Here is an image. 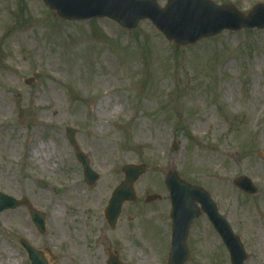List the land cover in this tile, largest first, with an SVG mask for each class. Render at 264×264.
Segmentation results:
<instances>
[{
  "label": "rangeland",
  "instance_id": "1",
  "mask_svg": "<svg viewBox=\"0 0 264 264\" xmlns=\"http://www.w3.org/2000/svg\"><path fill=\"white\" fill-rule=\"evenodd\" d=\"M213 1L244 13L264 3ZM101 76L115 89L94 84ZM1 96L9 111L0 114V191L45 212L47 232L35 229L26 207L2 212L0 264H31L21 237L50 264H107L109 249L122 264H168L172 170L210 192L245 245V264H264V29L180 46L149 20L129 30L106 17L65 20L41 0H0ZM68 126L99 174L94 185ZM129 163L147 169L135 183L138 199L110 228L104 208ZM241 175L257 194L233 184ZM150 194L161 198L146 202ZM187 243L185 264H231L204 213Z\"/></svg>",
  "mask_w": 264,
  "mask_h": 264
},
{
  "label": "water",
  "instance_id": "2",
  "mask_svg": "<svg viewBox=\"0 0 264 264\" xmlns=\"http://www.w3.org/2000/svg\"><path fill=\"white\" fill-rule=\"evenodd\" d=\"M60 18L66 20H86L92 18H110L124 28L135 29L141 20H150L169 41L187 46L197 43L202 38H209L224 30L264 29V3H258L244 13L234 4H216L212 0H168L161 6L157 0H43ZM33 79L27 80L31 83ZM70 145L75 149V156L82 164L85 181L94 185L99 174L91 167L89 157L80 148L76 139V129H65ZM144 163L125 164L122 168L124 179L114 188L105 217L114 227L126 202L137 200L135 183L146 172ZM171 198L172 235L171 251L168 264H184L190 251L187 237L193 220L206 213L227 246L231 264H244L247 259L245 246L235 234L227 219L219 212L211 194L203 187L184 180L176 171H169L165 177ZM41 188H46L39 182ZM233 184L244 192L254 195L259 189L253 180L241 175L233 179ZM64 189H58L62 192ZM161 196L150 194L147 202ZM26 206L37 230L47 231L46 215L33 207L25 197L18 199L0 191V213ZM26 250L31 264H49L43 252L31 245L25 238L19 239ZM108 264H122L118 255L110 253Z\"/></svg>",
  "mask_w": 264,
  "mask_h": 264
},
{
  "label": "bare ground",
  "instance_id": "3",
  "mask_svg": "<svg viewBox=\"0 0 264 264\" xmlns=\"http://www.w3.org/2000/svg\"><path fill=\"white\" fill-rule=\"evenodd\" d=\"M109 78L110 77H108V76H101V77L96 78L94 80V84L102 86L104 89L114 90L115 89L114 83ZM4 104H5V97L1 96L0 97V114H5L9 111V107H5ZM2 146H3V142L0 140V147H2ZM103 151L106 152L107 156L111 153L110 149L107 148V146H106V148L103 149ZM78 200H79V198H76V200L74 199V202H77Z\"/></svg>",
  "mask_w": 264,
  "mask_h": 264
}]
</instances>
